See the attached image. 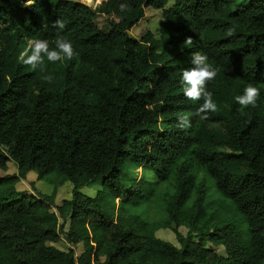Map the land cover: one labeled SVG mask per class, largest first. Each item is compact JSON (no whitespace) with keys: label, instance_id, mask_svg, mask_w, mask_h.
<instances>
[{"label":"trees","instance_id":"trees-1","mask_svg":"<svg viewBox=\"0 0 264 264\" xmlns=\"http://www.w3.org/2000/svg\"><path fill=\"white\" fill-rule=\"evenodd\" d=\"M25 4L0 0V264L261 261L264 0ZM146 5L160 8L158 33L137 36L129 29ZM57 19L62 31L52 27ZM58 36L71 42L73 59L45 57L43 71L20 62L27 39L52 49ZM196 51L217 72L207 85L217 109L204 120L192 115L200 102L184 96L181 81ZM249 84L260 96L241 110L235 97ZM180 114L190 115L191 128L177 127ZM29 168L52 172L57 184L68 179L70 196L55 202L56 186L39 194L18 188ZM96 178L93 194L80 190ZM146 202L155 216L141 213ZM160 226L177 243L156 235ZM61 237L70 244L57 246Z\"/></svg>","mask_w":264,"mask_h":264},{"label":"clouds","instance_id":"clouds-1","mask_svg":"<svg viewBox=\"0 0 264 264\" xmlns=\"http://www.w3.org/2000/svg\"><path fill=\"white\" fill-rule=\"evenodd\" d=\"M33 0H26L25 6H31ZM128 8L127 4H121L120 10L124 12ZM52 27L57 31H62L65 24L62 20L57 19L52 23ZM233 30L229 29L226 35L231 36ZM193 38L187 37L183 46L191 45ZM76 55L70 41L62 36L55 40V48L50 49L47 40L29 38L26 41V47L19 55V60L23 65L29 66L33 70L38 67L44 70L45 57L47 61L55 63L57 61L71 60ZM191 67L183 70L181 81L183 84V94L192 102H200L196 108L195 115L201 120L207 119L209 112H215L216 103L213 101L212 93L208 90V82L213 80L217 72L208 62V56L200 51L191 54ZM43 79L49 83L53 77L44 76ZM260 96L259 89L249 84L243 89V93L235 97L236 102L241 106V110L249 106L255 107ZM177 127L181 130H187L192 127L190 115L180 114L178 116Z\"/></svg>","mask_w":264,"mask_h":264},{"label":"rangeland","instance_id":"rangeland-1","mask_svg":"<svg viewBox=\"0 0 264 264\" xmlns=\"http://www.w3.org/2000/svg\"><path fill=\"white\" fill-rule=\"evenodd\" d=\"M81 1H85L90 4H95L99 2L100 0H81ZM161 18H162V15H161V11L159 7L156 8V7L146 5L144 6L143 16H141L139 20L130 27L129 30L131 33L137 36L145 31H151L154 34H157L158 33L157 27H158V24ZM97 20L99 22L102 20V14L97 15ZM6 163H7L8 171L16 170V164L12 158H8ZM140 171H141L140 165L136 166L133 169V173L135 177L139 176ZM53 176L54 175L52 172H48L43 175H38L37 170L35 168H29L25 171L24 176L20 177L16 181V186L18 188H26L27 190H30L37 194L44 193V192L48 193L51 191V189L54 186H56L53 198L55 202H59L62 198H66L70 196V190H71L72 183L68 179H65L61 182H58L57 184V182L53 179ZM100 187H101V182L98 178H96V179L90 180L86 182L85 184L81 185L80 190L85 193L93 194L95 190H97V188H100ZM115 202H117V198H115ZM141 213L146 214L149 217H153L156 215V208L152 202L150 203L146 202L142 204ZM234 219L239 221L240 226L245 232V222L241 220V214L240 213L235 214ZM179 229L181 232H185L186 227L181 224L179 225ZM154 232L156 235L162 238H165V239H168V240H171L177 243L174 232L169 227L160 226V227H157L154 230ZM55 244L60 247H66L70 243L66 239L61 237L58 240H56ZM79 247H80V244H77L76 249H79ZM215 248L217 249L219 253L224 252V247L221 243L215 245ZM254 264H264V258L261 261L254 263Z\"/></svg>","mask_w":264,"mask_h":264}]
</instances>
